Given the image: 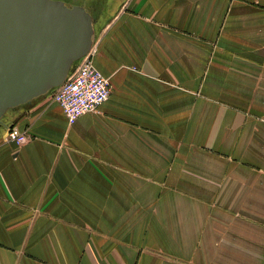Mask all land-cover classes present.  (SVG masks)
Instances as JSON below:
<instances>
[{"label": "crops", "instance_id": "1", "mask_svg": "<svg viewBox=\"0 0 264 264\" xmlns=\"http://www.w3.org/2000/svg\"><path fill=\"white\" fill-rule=\"evenodd\" d=\"M95 35L97 112L0 124V264H264V0H122Z\"/></svg>", "mask_w": 264, "mask_h": 264}, {"label": "water", "instance_id": "2", "mask_svg": "<svg viewBox=\"0 0 264 264\" xmlns=\"http://www.w3.org/2000/svg\"><path fill=\"white\" fill-rule=\"evenodd\" d=\"M95 36L82 6L0 0V124L9 111L58 88Z\"/></svg>", "mask_w": 264, "mask_h": 264}, {"label": "built area", "instance_id": "3", "mask_svg": "<svg viewBox=\"0 0 264 264\" xmlns=\"http://www.w3.org/2000/svg\"><path fill=\"white\" fill-rule=\"evenodd\" d=\"M94 53L92 46L73 65L66 80L51 93V100L61 108L68 125L74 124L84 114L97 112L109 98V82L92 63ZM5 141L23 145L27 142V136L25 132L12 126Z\"/></svg>", "mask_w": 264, "mask_h": 264}, {"label": "flooded vegetation", "instance_id": "4", "mask_svg": "<svg viewBox=\"0 0 264 264\" xmlns=\"http://www.w3.org/2000/svg\"><path fill=\"white\" fill-rule=\"evenodd\" d=\"M59 1H63L65 3H70L73 5L82 6L83 8H85L84 5L82 4L83 2L84 3L87 2L89 3V5L93 4L92 5L93 8L91 12H88L87 9L85 8V10L92 16L93 22H98L99 20L104 19L105 14H107L110 11L116 12L117 10H119L121 3H122V0H59ZM93 12L95 13L97 12L99 16L97 18V21H95L94 19V14H91ZM109 18L107 20H109Z\"/></svg>", "mask_w": 264, "mask_h": 264}, {"label": "rangeland", "instance_id": "5", "mask_svg": "<svg viewBox=\"0 0 264 264\" xmlns=\"http://www.w3.org/2000/svg\"><path fill=\"white\" fill-rule=\"evenodd\" d=\"M83 5H84V7L87 9V11L88 12H91V10H92V8H93V4L92 5H89V3H87V2H83L82 3ZM112 11H110V12H108L107 14H105V16H104V19H102V20H99L98 22H94V29H95V31H96V29L97 28H99L103 23H105L106 22V20L110 17V13H111ZM91 14H94V19H95V21H97V18L99 17L98 16V14H97V12L95 13V12H93V13H91ZM102 23V24H101Z\"/></svg>", "mask_w": 264, "mask_h": 264}, {"label": "trees", "instance_id": "6", "mask_svg": "<svg viewBox=\"0 0 264 264\" xmlns=\"http://www.w3.org/2000/svg\"><path fill=\"white\" fill-rule=\"evenodd\" d=\"M76 63V62H75ZM54 90L50 91L49 93L51 94Z\"/></svg>", "mask_w": 264, "mask_h": 264}]
</instances>
